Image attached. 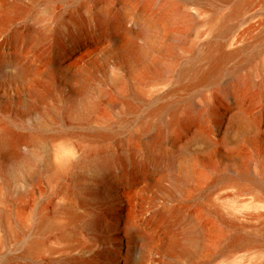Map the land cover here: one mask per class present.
<instances>
[{
	"label": "rangeland",
	"instance_id": "rangeland-1",
	"mask_svg": "<svg viewBox=\"0 0 264 264\" xmlns=\"http://www.w3.org/2000/svg\"><path fill=\"white\" fill-rule=\"evenodd\" d=\"M0 64V264H264V0H0Z\"/></svg>",
	"mask_w": 264,
	"mask_h": 264
},
{
	"label": "bare ground",
	"instance_id": "bare-ground-1",
	"mask_svg": "<svg viewBox=\"0 0 264 264\" xmlns=\"http://www.w3.org/2000/svg\"><path fill=\"white\" fill-rule=\"evenodd\" d=\"M172 11L179 13L181 11V9H174V10L172 9ZM169 16L170 15H168V17ZM125 24H126V22H125L124 19L123 20L121 19V20L118 21V25H120V26H125ZM140 34H141V31H137V32L134 33L135 36H139ZM234 53H236V52H229V53H225V54L222 53L223 55L221 56L220 60L217 61L216 65H214L213 67H211L210 69H208L202 75H199L198 78L195 80L194 85L197 86V85H200V84H204V83L208 82L210 79H212L218 73L223 59H225L227 57H231ZM214 61L216 62V59H214ZM2 65L3 64H0V68H2ZM18 70H20V69H18ZM173 110H174V108H173ZM174 113H176V112H174ZM173 116H174L173 117V121L171 120L172 121V124H174L173 122L177 121V119H178L175 116V114H173ZM163 133H164V129L161 128L159 130V135L158 136H160V137L162 136L163 137ZM198 134H200V133L198 132ZM24 141L25 140H24V137L23 136H18L17 138L14 139V141L12 143H13V145L16 148H20L21 145L24 144ZM160 143L161 142H159V145H160ZM154 145H156V144H154ZM164 163H165L164 166L168 169L166 171H169L168 173H165L164 174V177L169 176V175L170 176L174 175L173 177L175 178L176 183H179L180 182V179H179L180 177H178V174H177L178 168H176V166L174 165V161L168 159ZM160 167H162V166H160ZM115 177L116 176H114V179H115ZM116 178H118V177H116ZM165 209H166L165 207L164 208L162 207L161 209H159V211L157 213V215H158L157 218H158V221H160V222H161V219L162 218L165 219V217H164V213L166 215ZM176 214H177V221L175 222V225L177 226V229L178 230L177 229H174L176 227H170V231H169L170 235H169V239H168V250H169V253L172 256H177V255H183V254H185L187 252V249H188V245H189V242H190L189 240L196 239V238L198 239V237L202 234V231H203L199 226H197V227L195 226L196 229L192 230L191 232L185 231L186 232L185 235H184L185 237H183V238H182V236L180 237L181 233H180L179 230H182V228H184V226L186 224H192L193 221H194V219L191 216H184L183 217V214L179 210L176 211ZM163 219H162V221H163ZM181 221H182V223H183V221L185 222V225L184 226H182L184 223L183 224L182 223L180 224ZM179 224L182 226V228L180 227ZM192 226H193V224H192ZM130 252H128V253H130ZM127 260L131 263L132 262V257L128 255ZM138 264H141V262H139Z\"/></svg>",
	"mask_w": 264,
	"mask_h": 264
}]
</instances>
